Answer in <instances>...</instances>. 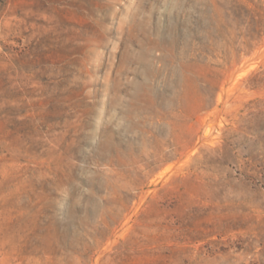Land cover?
Wrapping results in <instances>:
<instances>
[{
    "label": "rangeland",
    "instance_id": "1",
    "mask_svg": "<svg viewBox=\"0 0 264 264\" xmlns=\"http://www.w3.org/2000/svg\"><path fill=\"white\" fill-rule=\"evenodd\" d=\"M0 264H264V0H0Z\"/></svg>",
    "mask_w": 264,
    "mask_h": 264
}]
</instances>
